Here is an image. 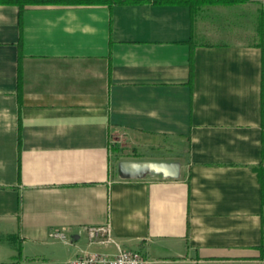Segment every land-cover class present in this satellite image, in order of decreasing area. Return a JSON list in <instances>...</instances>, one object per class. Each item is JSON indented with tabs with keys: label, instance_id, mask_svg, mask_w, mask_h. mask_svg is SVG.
Masks as SVG:
<instances>
[{
	"label": "crops",
	"instance_id": "1",
	"mask_svg": "<svg viewBox=\"0 0 264 264\" xmlns=\"http://www.w3.org/2000/svg\"><path fill=\"white\" fill-rule=\"evenodd\" d=\"M192 4H0V264H264V0Z\"/></svg>",
	"mask_w": 264,
	"mask_h": 264
},
{
	"label": "water",
	"instance_id": "2",
	"mask_svg": "<svg viewBox=\"0 0 264 264\" xmlns=\"http://www.w3.org/2000/svg\"><path fill=\"white\" fill-rule=\"evenodd\" d=\"M182 174L180 159H121L116 167L120 181H177Z\"/></svg>",
	"mask_w": 264,
	"mask_h": 264
},
{
	"label": "trees",
	"instance_id": "3",
	"mask_svg": "<svg viewBox=\"0 0 264 264\" xmlns=\"http://www.w3.org/2000/svg\"><path fill=\"white\" fill-rule=\"evenodd\" d=\"M151 0H0V4H12L17 5L21 9V16L22 12L26 6L29 5H48V4H58V5H79V4H129V3H146L150 2ZM160 0H154V2H159ZM173 1V0H172ZM181 3H190L194 4L195 2H208V3H222V2H243L245 0H178ZM192 4V5H193ZM22 19V18H21ZM22 23V22H21ZM22 59V48L20 45V61ZM190 65H191V83L194 74V64H193V55L190 58ZM22 85V75L21 70L19 71V91H21ZM263 158H264V151H263ZM264 163V161H263ZM263 163L258 168H255V171L258 175L259 181L262 186L263 190V204H264V168Z\"/></svg>",
	"mask_w": 264,
	"mask_h": 264
},
{
	"label": "built area",
	"instance_id": "4",
	"mask_svg": "<svg viewBox=\"0 0 264 264\" xmlns=\"http://www.w3.org/2000/svg\"><path fill=\"white\" fill-rule=\"evenodd\" d=\"M90 238L94 239L101 234L104 238L102 243H111L110 226L102 228H91L88 230ZM55 238H63L62 232L55 233ZM69 264H149V260L140 251L121 249L117 254L111 255L108 253H90L79 255L74 258Z\"/></svg>",
	"mask_w": 264,
	"mask_h": 264
},
{
	"label": "rangeland",
	"instance_id": "5",
	"mask_svg": "<svg viewBox=\"0 0 264 264\" xmlns=\"http://www.w3.org/2000/svg\"><path fill=\"white\" fill-rule=\"evenodd\" d=\"M112 145H113V153L114 156H119V155H132V150L118 139L113 138L112 139ZM120 142V143H119ZM263 168H264V163H263ZM263 217H264V204H263Z\"/></svg>",
	"mask_w": 264,
	"mask_h": 264
}]
</instances>
